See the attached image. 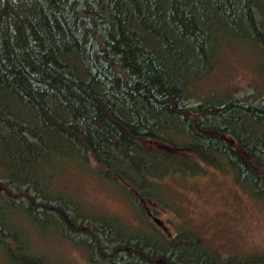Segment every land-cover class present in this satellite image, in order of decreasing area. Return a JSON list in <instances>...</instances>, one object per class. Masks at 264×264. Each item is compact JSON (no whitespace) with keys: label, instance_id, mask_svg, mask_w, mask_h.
Returning <instances> with one entry per match:
<instances>
[{"label":"trees","instance_id":"obj_1","mask_svg":"<svg viewBox=\"0 0 264 264\" xmlns=\"http://www.w3.org/2000/svg\"><path fill=\"white\" fill-rule=\"evenodd\" d=\"M2 1L0 18L16 17L22 27L19 39L0 23L2 261L70 264L50 253L51 244L63 240L82 249L92 264L210 262L212 248L202 235L174 224L177 232L169 236L156 223L158 210L146 204L154 201L178 209L165 191L167 181H188L207 168L227 173L234 184L264 203V159L258 154L264 150V106L201 92L222 56L238 46L257 55L253 60L264 68V30L254 27L226 40L216 30L188 26L186 34L173 37L166 32L168 2L131 0V23L112 52L106 49L111 38L106 20L94 10L105 14V0H83L78 11L66 0H45L44 7H32L31 14L25 11L31 7L27 0ZM144 47L146 65L141 62ZM90 59L96 63L91 65ZM126 62L138 76L136 84L121 67ZM63 82L74 93L66 91ZM196 95L202 96L197 112L179 110ZM54 99L70 107L81 130L72 126L67 105L58 110L51 106ZM33 106L44 123L26 120L24 109ZM96 111L138 150L147 151L150 162L130 158L125 164L105 142L90 144L87 135L98 138L100 133L94 125L99 120ZM181 111L198 138L175 120ZM147 143L152 144L148 149ZM69 164L116 188L134 208L138 226L92 211L74 197L77 194L63 181ZM38 239L50 249L35 247Z\"/></svg>","mask_w":264,"mask_h":264},{"label":"rangeland","instance_id":"obj_2","mask_svg":"<svg viewBox=\"0 0 264 264\" xmlns=\"http://www.w3.org/2000/svg\"><path fill=\"white\" fill-rule=\"evenodd\" d=\"M27 1H29L28 7L31 6L25 8L27 14H31V8L34 6L39 11L44 7L41 2L45 0ZM57 1L65 3L63 0ZM112 1L102 2V6L108 9L105 14L102 11L99 12L97 8L94 10L96 16L106 20L109 33L111 32V38L106 40V49L114 52L124 29L131 23L133 9L131 0H117L116 6ZM66 2L70 8L77 11L85 5L83 0H66ZM166 2H168L167 9L170 14L166 32L173 37L186 34L188 26L203 31L216 30L226 40L236 36L239 32L250 31L254 27L264 30V0H165V5ZM3 8V1L0 0V12ZM2 17L0 23L3 29L9 34L14 32L20 39L22 27L16 17L3 19ZM238 47L222 56L219 66L208 83L203 85L201 92L203 94L209 92L219 95L229 94L242 101L264 106V68L258 66L253 60V58H258L257 55L251 54L245 46ZM146 53L147 49L144 47L141 62L145 65L149 63ZM112 55H114V60L118 59L117 53H112ZM95 63L91 61V65ZM121 65L125 73L129 74L136 84L138 76L133 74L128 63ZM107 72L112 73V70L107 68ZM91 79L92 77L87 78L85 82L89 83ZM63 87L66 91L74 93L73 87L67 83L63 82ZM200 95L186 100L183 108L179 110L197 112L196 108L202 104ZM50 104L57 110L64 109L63 105H67L59 99L52 100ZM88 108L91 106L88 105ZM169 108L174 110L171 105ZM64 110L70 115L69 119L72 118L75 122L72 126L79 128L70 107ZM182 113L183 111L175 120L186 126L188 135L198 138L189 119L184 118ZM95 114L99 120L94 121V125L100 133L98 138L91 133L87 135L90 144H93L94 140L98 144L101 141L105 142L108 150L125 164L130 162V158H136L138 162H150L152 157L147 151L138 150L118 128L105 119V115L98 111ZM24 115L26 120L32 123L45 122L37 106L24 109ZM150 143L155 145L153 142ZM150 143H147V149L152 145ZM258 154L264 159V150L259 151ZM89 155L92 159L91 165L95 167L97 163L90 152ZM67 169L68 174L63 181L77 194L74 197H78L92 211L114 215L126 223L138 226L134 208L116 188L74 164H69ZM165 191L171 200L176 201L178 209H166L154 201L146 204L147 209L158 210L156 223L169 236L174 235L178 227H188L202 235L207 246L212 248L209 253L210 262L206 264H264V203L255 200L237 184H234L233 179L227 173L207 168L203 173L188 181L171 178L167 181ZM35 243H37L35 245L37 248L50 249L49 245L41 239ZM51 247L53 249L50 253L54 252L57 258L65 262L92 264L87 260L84 251L69 241L57 240L53 245L51 244ZM0 264H5L2 258H0Z\"/></svg>","mask_w":264,"mask_h":264}]
</instances>
